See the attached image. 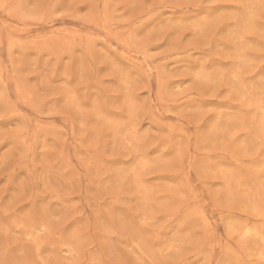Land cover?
I'll return each mask as SVG.
<instances>
[{
    "label": "rangeland",
    "instance_id": "obj_1",
    "mask_svg": "<svg viewBox=\"0 0 264 264\" xmlns=\"http://www.w3.org/2000/svg\"><path fill=\"white\" fill-rule=\"evenodd\" d=\"M0 264H264V0H0Z\"/></svg>",
    "mask_w": 264,
    "mask_h": 264
}]
</instances>
